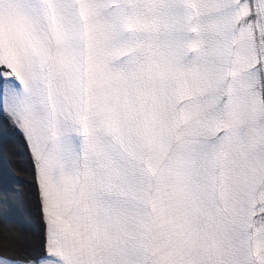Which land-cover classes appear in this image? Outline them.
Segmentation results:
<instances>
[{"label":"bare ground","instance_id":"6f19581e","mask_svg":"<svg viewBox=\"0 0 264 264\" xmlns=\"http://www.w3.org/2000/svg\"><path fill=\"white\" fill-rule=\"evenodd\" d=\"M4 80L0 76V91ZM0 176L14 181L0 192V253L34 261L46 251L45 225L35 166L19 123L0 104Z\"/></svg>","mask_w":264,"mask_h":264},{"label":"rangeland","instance_id":"374dc122","mask_svg":"<svg viewBox=\"0 0 264 264\" xmlns=\"http://www.w3.org/2000/svg\"><path fill=\"white\" fill-rule=\"evenodd\" d=\"M11 186H14V181H7L0 176V192H7Z\"/></svg>","mask_w":264,"mask_h":264}]
</instances>
